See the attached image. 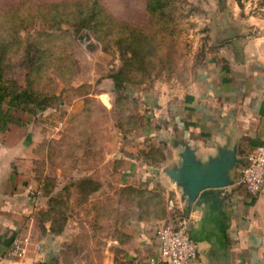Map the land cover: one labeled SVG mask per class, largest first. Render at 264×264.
Here are the masks:
<instances>
[{"label": "rangeland", "instance_id": "374dc122", "mask_svg": "<svg viewBox=\"0 0 264 264\" xmlns=\"http://www.w3.org/2000/svg\"><path fill=\"white\" fill-rule=\"evenodd\" d=\"M226 12L264 31V0H0V127L35 115L52 134L37 167V231L49 264H107L109 251L123 250L111 236L126 234L127 223L163 217V226L185 216L154 189L110 178L93 195L100 184L78 175L95 166L106 178V153L139 123V94L183 91ZM24 90L42 103L35 112L15 99ZM104 90L111 108L90 97ZM82 96L79 111L63 109Z\"/></svg>", "mask_w": 264, "mask_h": 264}, {"label": "crops", "instance_id": "0c3cea01", "mask_svg": "<svg viewBox=\"0 0 264 264\" xmlns=\"http://www.w3.org/2000/svg\"><path fill=\"white\" fill-rule=\"evenodd\" d=\"M234 14L222 16L212 50L183 91L139 94V123L120 150L106 153L102 160L106 178L95 166L78 175L100 184L93 195L102 193L106 180L112 178L122 188L154 189L167 208L171 203L184 211L190 235L199 247L198 257L189 264H264V186L253 195L241 182L247 153L264 144V31L250 30L239 12ZM105 83L111 82L106 79ZM91 96L106 100L111 108V91ZM84 98L65 102L63 109L79 111ZM32 118L0 127V264H49L53 259L43 250L35 259L9 254L14 236L22 235L29 217L41 209L40 145L52 134H47L35 115ZM185 146L204 165L222 149L234 152L241 162L230 170V183L204 189L189 203L167 173L182 162ZM164 220L124 225L126 234L110 240L123 249L121 255L109 251L107 264H158L154 261L157 233Z\"/></svg>", "mask_w": 264, "mask_h": 264}, {"label": "built area", "instance_id": "2783aa9c", "mask_svg": "<svg viewBox=\"0 0 264 264\" xmlns=\"http://www.w3.org/2000/svg\"><path fill=\"white\" fill-rule=\"evenodd\" d=\"M241 182L253 195L264 186V144L252 148L247 153V163L242 168ZM37 214H32L26 222L22 235L11 241L9 254L22 259H35L43 246L39 239ZM158 253L154 261L158 264H189L198 257V243L191 237L188 220L182 216L160 227L158 230Z\"/></svg>", "mask_w": 264, "mask_h": 264}, {"label": "water", "instance_id": "95a60500", "mask_svg": "<svg viewBox=\"0 0 264 264\" xmlns=\"http://www.w3.org/2000/svg\"><path fill=\"white\" fill-rule=\"evenodd\" d=\"M182 159L179 166L167 169V173L182 188L183 195L189 203H193L204 189L229 184L230 170L237 162H241L234 152L222 149L216 158L204 165L197 160L189 146L184 147ZM42 250L47 253L44 244ZM47 256L49 259L53 258L52 254Z\"/></svg>", "mask_w": 264, "mask_h": 264}, {"label": "trees", "instance_id": "16d2710c", "mask_svg": "<svg viewBox=\"0 0 264 264\" xmlns=\"http://www.w3.org/2000/svg\"><path fill=\"white\" fill-rule=\"evenodd\" d=\"M0 80H1V76H0ZM3 94H0V101L3 99ZM15 99H17L18 101H24L25 103L29 102L31 104H34V107L40 106L42 103L40 102V100H38L39 98L35 95L33 96L32 94H30L29 92H27L26 90L20 92L19 94L16 95ZM45 101V100H44ZM33 111V109H32ZM0 112H1V108H0ZM2 113V112H1ZM4 113V112H3ZM87 182V181H86ZM88 182L91 183V181L89 180ZM99 186H96L92 189V191H96L98 190ZM36 264H43V263H36Z\"/></svg>", "mask_w": 264, "mask_h": 264}]
</instances>
